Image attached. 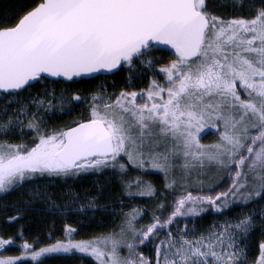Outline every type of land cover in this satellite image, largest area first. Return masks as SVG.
<instances>
[{
  "label": "snow or ice",
  "instance_id": "1",
  "mask_svg": "<svg viewBox=\"0 0 264 264\" xmlns=\"http://www.w3.org/2000/svg\"><path fill=\"white\" fill-rule=\"evenodd\" d=\"M232 6L246 14L216 15L208 0H33L0 13V193L23 189L27 203L64 214L79 196L69 191L60 207L39 182L107 169L123 197L112 202L121 205L110 213L116 232L76 240L65 224L64 239L42 244L20 230L19 245L0 237V253L19 248L0 264H45L53 254L94 264H264V0ZM121 70L136 75L118 91H72ZM145 72L137 90L132 80ZM82 101L85 115L49 126ZM208 129L217 139L203 144ZM150 172L160 188L144 178ZM135 197L155 203L125 209ZM80 207L96 209V197ZM205 214L219 219L196 231ZM149 243L153 256L141 250Z\"/></svg>",
  "mask_w": 264,
  "mask_h": 264
},
{
  "label": "trees",
  "instance_id": "2",
  "mask_svg": "<svg viewBox=\"0 0 264 264\" xmlns=\"http://www.w3.org/2000/svg\"><path fill=\"white\" fill-rule=\"evenodd\" d=\"M33 0H0V13L12 14L20 5H31ZM209 10L216 15L222 17H230L237 14H246V9L232 6V0H208ZM153 56H159V53L153 52ZM135 76L136 73H128L126 70H121L115 74L97 75L94 79H88L87 82L75 84L72 91L79 90L81 95L87 94L88 90L96 86H103L107 91L112 92L125 87L128 84V77ZM146 78L144 74L139 79H133L132 83L138 90L146 87L144 82ZM60 87L57 86V91ZM33 92L37 89H33ZM3 106V99H0V107ZM83 111L76 104L74 111L71 113H64L62 115H52L49 120L50 127H58L67 124L69 121L85 115ZM29 132V137H30ZM212 132L208 131L202 135L201 143L211 144L216 140L212 136ZM18 141V139H17ZM151 180L156 184L157 188L161 186V177L155 173L150 172L144 177ZM65 179L67 182H65ZM40 182L42 188L51 194V200L56 205L64 207L65 199L63 198L69 191L79 196V201L73 203L68 201L70 210L64 214H53L50 204H42L39 202L27 203V195L23 189L10 190L0 195V237H12L19 245L20 238L18 231L22 230L25 239L29 242L34 237H38L42 244L51 243L57 239H64V226L65 224L72 226L76 229L73 239H88L93 235L107 234L108 232H116L120 226V219L118 216L113 217L110 215L113 208H120L121 205L113 201H117L121 196V188L119 182L109 175V170L105 169L103 173L86 172L70 178H44ZM220 190V189H217ZM96 197L97 208L89 209L87 207L81 210V202H86L89 197ZM155 202L149 198H132L131 201L125 199V209L129 206H139L144 209H150ZM104 205L105 209L99 206ZM254 210V206L249 204L244 211ZM240 211V206H234L233 210L227 212L229 217L236 216ZM19 213V215H17ZM9 216H15V221H9ZM219 217L211 214H205L202 217L195 219L194 224L196 231L209 227L214 220ZM191 221V219H189ZM149 222V216L145 215L139 221L137 226ZM181 223H184L182 220ZM49 235L51 238L48 239ZM39 246V245H37ZM151 243L142 246L141 250L146 256H153L154 251ZM123 252V249L121 250ZM3 255H19V248L17 246L8 247ZM45 264H94L91 258L81 257L80 254H53L43 258ZM28 264H31L29 261Z\"/></svg>",
  "mask_w": 264,
  "mask_h": 264
},
{
  "label": "rangeland",
  "instance_id": "3",
  "mask_svg": "<svg viewBox=\"0 0 264 264\" xmlns=\"http://www.w3.org/2000/svg\"><path fill=\"white\" fill-rule=\"evenodd\" d=\"M144 74V77L146 78V82H144L145 84H146V86H147V80H148V76L149 75H151V73H148V72H145V73H143ZM142 74V75H143ZM145 88V87H144ZM115 91H118V90H115ZM57 92H59V91H57ZM108 92V91H107ZM114 91H112V92H108V93H113ZM86 95V94H85ZM83 96V95H82ZM78 106H79V108H81L83 111H85V109H86V104L82 101V102H80L79 104H77ZM62 114H64V113H56L55 115H62ZM208 131H211L212 132V130L211 129H208V130H206V132H208ZM213 134V133H212ZM212 136H215L216 137V139H217V135H215V134H213ZM16 142H19V141H17L16 140ZM40 184L42 183V182H39ZM5 193V192H4ZM3 193H0V195H2ZM189 219H191V218H189ZM181 225H183V223H181ZM192 226V223L190 222L189 223V227H191ZM55 241H53V242H51V243H54Z\"/></svg>",
  "mask_w": 264,
  "mask_h": 264
},
{
  "label": "water",
  "instance_id": "4",
  "mask_svg": "<svg viewBox=\"0 0 264 264\" xmlns=\"http://www.w3.org/2000/svg\"><path fill=\"white\" fill-rule=\"evenodd\" d=\"M97 75H105V74H97Z\"/></svg>",
  "mask_w": 264,
  "mask_h": 264
}]
</instances>
